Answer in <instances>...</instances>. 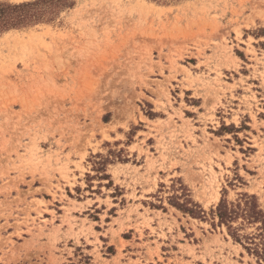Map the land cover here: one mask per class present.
<instances>
[{"label":"rangeland","instance_id":"374dc122","mask_svg":"<svg viewBox=\"0 0 264 264\" xmlns=\"http://www.w3.org/2000/svg\"><path fill=\"white\" fill-rule=\"evenodd\" d=\"M40 9L0 33V264H259L210 211L264 209V0Z\"/></svg>","mask_w":264,"mask_h":264},{"label":"trees","instance_id":"16d2710c","mask_svg":"<svg viewBox=\"0 0 264 264\" xmlns=\"http://www.w3.org/2000/svg\"><path fill=\"white\" fill-rule=\"evenodd\" d=\"M48 1L53 2V0L22 3L0 1V33L44 21L46 13L40 7ZM188 196L184 193L180 196L175 195L169 198L170 203L193 217L206 219V211ZM210 214L214 226H224L235 243L242 245L257 263L264 264V209L258 196L242 192L235 200H229L224 194L216 207L211 209Z\"/></svg>","mask_w":264,"mask_h":264}]
</instances>
